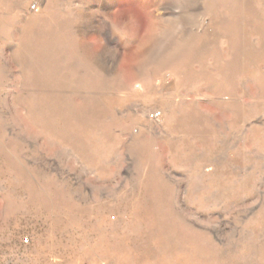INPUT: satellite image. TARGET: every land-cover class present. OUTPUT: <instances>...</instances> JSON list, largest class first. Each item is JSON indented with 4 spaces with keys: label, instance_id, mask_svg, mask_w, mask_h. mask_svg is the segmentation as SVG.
I'll list each match as a JSON object with an SVG mask.
<instances>
[{
    "label": "rangeland",
    "instance_id": "obj_1",
    "mask_svg": "<svg viewBox=\"0 0 264 264\" xmlns=\"http://www.w3.org/2000/svg\"><path fill=\"white\" fill-rule=\"evenodd\" d=\"M0 264H264V0H0Z\"/></svg>",
    "mask_w": 264,
    "mask_h": 264
},
{
    "label": "clouds",
    "instance_id": "obj_2",
    "mask_svg": "<svg viewBox=\"0 0 264 264\" xmlns=\"http://www.w3.org/2000/svg\"><path fill=\"white\" fill-rule=\"evenodd\" d=\"M132 10V7H124V8H118L115 11H113L110 15L111 19H107V21L111 24L113 30L115 31V23H117L121 17L122 14L130 12Z\"/></svg>",
    "mask_w": 264,
    "mask_h": 264
},
{
    "label": "built area",
    "instance_id": "obj_3",
    "mask_svg": "<svg viewBox=\"0 0 264 264\" xmlns=\"http://www.w3.org/2000/svg\"><path fill=\"white\" fill-rule=\"evenodd\" d=\"M27 242V240H25V243Z\"/></svg>",
    "mask_w": 264,
    "mask_h": 264
}]
</instances>
